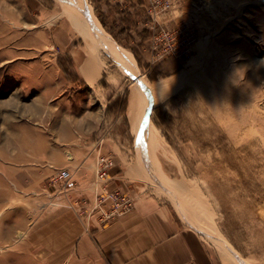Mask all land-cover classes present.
<instances>
[{
    "label": "rangeland",
    "instance_id": "1",
    "mask_svg": "<svg viewBox=\"0 0 264 264\" xmlns=\"http://www.w3.org/2000/svg\"><path fill=\"white\" fill-rule=\"evenodd\" d=\"M86 2L112 45L160 86L149 113L154 167L133 165L141 155L129 115L134 77L120 60L101 42L100 75L86 82L56 43L60 34L88 57L61 0H0V264L59 261L45 248L54 218L87 201L76 200L75 172L68 186L51 180L89 151L99 152L102 189L125 208L108 218L114 203H100L97 190L92 207L104 222L135 207L136 187L204 236L216 261L227 264L210 229L240 259L264 264V0ZM126 24L130 37L119 34ZM118 139L126 158L113 147ZM117 163L137 179L116 186Z\"/></svg>",
    "mask_w": 264,
    "mask_h": 264
},
{
    "label": "crops",
    "instance_id": "2",
    "mask_svg": "<svg viewBox=\"0 0 264 264\" xmlns=\"http://www.w3.org/2000/svg\"><path fill=\"white\" fill-rule=\"evenodd\" d=\"M68 38L71 36L69 35ZM60 39L59 34L56 43L60 47H66L68 54H73L71 56L75 63V72L87 82V77L81 68L87 57L86 52L80 56V52L71 48L75 43L73 40L67 41L66 38L67 40L62 42ZM115 115L117 114L111 112L110 118ZM121 123V115L115 116L114 124ZM126 137L127 135L124 136L125 139ZM113 147L119 159L126 158V147L121 140H114ZM98 155L99 152L94 155L89 151L88 154H80L83 156L80 158L84 159H77L76 163L66 165L75 172L79 180L77 186L79 196H76L78 197L76 200L86 199L87 203L83 205V210L78 209L75 213L64 208L58 214L59 217L54 218L51 244L48 245L47 239L45 248L46 253L57 255L59 261L53 262L51 257L52 262L46 260L38 264H222V261L214 259L211 247L207 245L204 236L186 227L169 206L161 203L150 193H143L142 189L137 190L136 187L133 189L136 195L135 207L130 212L104 222L105 219H102L99 210H93L92 207L95 192L97 190L104 192L102 189L104 184L100 185L104 180L98 181V176L96 177L95 161L98 160ZM118 164L110 170L109 177L115 176L112 182L116 186L119 183L125 185V180L129 178L126 176V170L124 174L120 171ZM129 175L131 179H137L130 172ZM109 177L106 180L109 181ZM95 182L99 183L97 187ZM64 202L67 205L66 201ZM58 222L60 225L56 224ZM26 264H34V262L30 261Z\"/></svg>",
    "mask_w": 264,
    "mask_h": 264
},
{
    "label": "bare ground",
    "instance_id": "3",
    "mask_svg": "<svg viewBox=\"0 0 264 264\" xmlns=\"http://www.w3.org/2000/svg\"><path fill=\"white\" fill-rule=\"evenodd\" d=\"M61 1L63 2L61 5H64V7H62L64 9L62 13L68 17L73 26L79 32L80 36L83 37L87 43L88 57L84 63V74L86 75L89 82L94 83L100 75L101 66L99 63L100 61L98 51L99 48L102 47L100 45L102 43L103 47L105 46V48L115 55L117 59L120 60L121 64L127 69V71L133 75L134 89L130 100L129 115L131 118V129L136 136L138 143L137 146L141 153L136 163L137 165H143L141 161L148 160V162L154 167L152 159V149L154 146V136L152 134L154 124L149 118V113L152 102L157 101L158 96L156 94H158L157 89L160 86L157 87L154 84L148 82L145 78L146 76H143L141 73H139L136 62L132 59V55L129 52L124 50H121V52L118 48L112 45V43L114 44V41L105 32L102 24L94 15L86 0ZM165 87L164 89L162 88V90L165 91ZM105 193L107 194V192ZM210 230L211 231L209 232L205 230L204 231L209 233L212 236V239L220 243L219 246H222V255L224 256L227 264L234 263V261L237 262V260L243 264H248L246 260H243L244 258H239L240 256L234 252V249H232L233 247L231 248V245L226 240L220 238L217 233L212 231V229Z\"/></svg>",
    "mask_w": 264,
    "mask_h": 264
},
{
    "label": "built area",
    "instance_id": "4",
    "mask_svg": "<svg viewBox=\"0 0 264 264\" xmlns=\"http://www.w3.org/2000/svg\"><path fill=\"white\" fill-rule=\"evenodd\" d=\"M99 171H100L101 176L103 177L104 172H102L101 168H99ZM73 176H74V172L71 171L69 168L65 167V168L59 169L56 176L54 178H52L51 181H52L53 185H57L58 183H60L61 185L68 186L71 183ZM105 192H106V190L102 194L100 203L107 201V202H112L115 205L112 204L111 210H110L111 212L107 211V212H103V214L107 215V217L109 218V217H111V215L113 216L114 214H119V213L124 212L125 208H123V209L121 208L123 205L120 202L116 201L114 198L112 199L111 195L108 192H107V194ZM112 194L115 195L118 193H112ZM104 211H106V209Z\"/></svg>",
    "mask_w": 264,
    "mask_h": 264
},
{
    "label": "trees",
    "instance_id": "5",
    "mask_svg": "<svg viewBox=\"0 0 264 264\" xmlns=\"http://www.w3.org/2000/svg\"><path fill=\"white\" fill-rule=\"evenodd\" d=\"M106 1V2H110V0H101V2ZM103 21V20H102ZM104 23V22H103ZM106 25V24H105ZM133 28V25L131 24L130 27L126 24V25H122V27L119 29V34H125L126 37H130V30Z\"/></svg>",
    "mask_w": 264,
    "mask_h": 264
}]
</instances>
